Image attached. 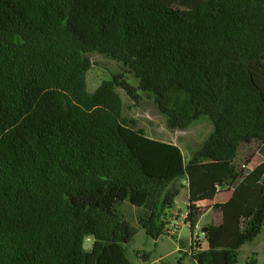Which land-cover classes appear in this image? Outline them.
Instances as JSON below:
<instances>
[{
    "label": "trees",
    "instance_id": "16d2710c",
    "mask_svg": "<svg viewBox=\"0 0 264 264\" xmlns=\"http://www.w3.org/2000/svg\"><path fill=\"white\" fill-rule=\"evenodd\" d=\"M95 54L123 72L90 91ZM263 57L264 0H0V264H134L123 205L170 235L184 181L209 202L231 189L213 208L241 231L221 249L228 227L210 225L195 263L240 264L264 226V159L237 162L254 142L264 158ZM118 88L151 97L171 129L207 117L213 132L187 162L136 127ZM201 214L189 210L192 234Z\"/></svg>",
    "mask_w": 264,
    "mask_h": 264
},
{
    "label": "rangeland",
    "instance_id": "374dc122",
    "mask_svg": "<svg viewBox=\"0 0 264 264\" xmlns=\"http://www.w3.org/2000/svg\"><path fill=\"white\" fill-rule=\"evenodd\" d=\"M176 7L186 9L188 6L183 5ZM92 60L93 67L87 74V85L90 91L96 90L104 80L111 79L114 74L123 72L119 62L105 57L102 54L93 55ZM126 77L131 83H137V79L134 75L126 74ZM118 91L124 101L125 114L134 120L136 127L143 129V131L152 138L172 142L180 146L187 162L192 158L194 153L203 146L207 138L213 132V123L207 117L194 122L187 129H171L168 126L166 117L158 110L157 105L151 97L144 94L143 98L137 103L130 99L123 89L118 88ZM259 145V142L243 145L237 158L238 162L245 163L251 168L260 164L264 158L258 151ZM184 182L187 184V181ZM185 195H188L187 191H185ZM227 197L228 190H223V192L218 195L217 202H223ZM177 202L178 205L184 209L189 206V200L185 198L183 194L179 196ZM195 202L197 203V207L194 208L191 205L190 209L195 210L199 208L201 210L204 209V205L207 204L203 198L197 199ZM123 210L126 219L133 225L134 229L139 228V220L144 215L143 210L137 209L129 203L123 205ZM238 220L236 215L226 209H210L202 215L199 222L202 228L213 224L227 226L229 232L226 239L227 242L221 243V249H227L241 237V231L238 229ZM202 228L195 234L194 238L202 239L204 248H208L209 244L204 235L209 228L205 230ZM190 234V227L184 226L182 236L189 237ZM146 238V234L142 229L136 231L127 247V256L129 259L136 262L138 253L141 254V258L146 257L147 252L145 249L151 248H153L151 255H153V257L158 256L157 248L154 246L155 240L151 237H148V239ZM186 242V251L165 257L162 264H196L189 254L191 251L190 240L187 238ZM90 244L91 241H88L86 245L90 246ZM253 259H256L257 264H264V226L261 234L254 241L246 243L239 251L240 264H251Z\"/></svg>",
    "mask_w": 264,
    "mask_h": 264
},
{
    "label": "crops",
    "instance_id": "0c3cea01",
    "mask_svg": "<svg viewBox=\"0 0 264 264\" xmlns=\"http://www.w3.org/2000/svg\"><path fill=\"white\" fill-rule=\"evenodd\" d=\"M223 190H228V197L225 200V201H227L230 198V196L232 195V190L231 189H228V188L223 189ZM185 191H187V194H188L187 196L185 195ZM222 192L223 191H221L219 193V195ZM182 194L184 195L185 198H187L189 200V206L186 209L180 207L178 205V202H177L179 196L182 195ZM180 195L176 199V203H175L174 208L170 210V219H169V224L167 226V231L170 232L171 227L174 226L177 223V225H175L176 230L173 233H170V235L165 234V235H162L157 240L154 239L155 240L154 246H156L157 252H158V256L157 257H153V255H151L153 248H151V249H145V251L147 252V256H148L147 258H148V260L145 261L143 258L138 257V259L136 260V262H134V261H132L130 259L134 264H136V263L137 264H162V261H163V259L165 257H168L171 254L183 253L184 251H186V244H187L186 239L187 238L190 240V249H191V246L193 244V239L195 237V234H197V232L202 228V226H201V224L199 222L200 221V218L202 217V215L207 210H210V209L218 210V209L213 208V204L214 203H218L217 202L218 196L216 197V199H215L214 202L207 201L203 196L191 197L190 196V193H189V188L187 187V184L182 189ZM201 198H203L204 201L207 204L204 205V209H201V210L199 208L195 209V210L201 211L202 214L199 217V220H198V223H197V226H196V229H195L194 233L192 234V231H191V234H190L189 237H184V236H182V231H183L184 226H189L190 227V223L187 221V218H186V214L189 213V210H187V209H190V206L191 205L194 208L197 207L196 206L197 203L195 202V200L201 199ZM225 201H223V202H225ZM213 225H218V224H213ZM209 226L210 225H208L207 227L202 228V229L203 230L208 229ZM132 227H133V225H132ZM138 229H142L145 232L146 237H147L146 239H148V237L149 238L151 237L150 235H148L146 233V231L141 227V225H139V228L134 229L135 230L134 231V234L136 233V231H138ZM190 230H191V228H190ZM134 234H133V237H134ZM133 237H132V239H133ZM189 254L191 256V251H190Z\"/></svg>",
    "mask_w": 264,
    "mask_h": 264
},
{
    "label": "built area",
    "instance_id": "2783aa9c",
    "mask_svg": "<svg viewBox=\"0 0 264 264\" xmlns=\"http://www.w3.org/2000/svg\"><path fill=\"white\" fill-rule=\"evenodd\" d=\"M237 162H238V160H237ZM238 163H239V164H242V165H245V163H240V162H238ZM187 217H188V213L186 214V218H187ZM175 225H177V223H176ZM175 225L171 227L170 233H173V232L176 230Z\"/></svg>",
    "mask_w": 264,
    "mask_h": 264
}]
</instances>
